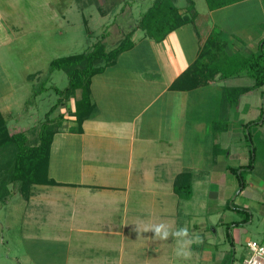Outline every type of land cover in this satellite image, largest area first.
Segmentation results:
<instances>
[{
  "label": "rangeland",
  "instance_id": "rangeland-1",
  "mask_svg": "<svg viewBox=\"0 0 264 264\" xmlns=\"http://www.w3.org/2000/svg\"><path fill=\"white\" fill-rule=\"evenodd\" d=\"M152 1L21 0L18 8L25 7L26 10L29 7L24 15L29 16L27 18L31 21L29 26L32 31L28 34L15 35L14 43L11 45L12 51L7 55L6 80L9 85L5 89L8 93H12L9 90L10 84L13 88V98L9 100L11 116L7 111L4 112L5 116L0 113L6 124L7 122L9 124L8 131L11 133L24 131L30 136L31 134L28 133L30 130L40 128L47 112L58 98L55 89L62 90L68 85L69 79L66 73L62 70H52L50 66L51 62L58 58L86 53L99 41L104 44L106 51H110L127 36H130L139 48L138 55L152 49L156 53L163 52L164 56L166 53L164 44L173 40L175 33L170 38L160 41V44H154L149 43L147 38L143 40L142 37L146 34L137 28L141 15ZM259 1L251 0L232 7L227 11L224 21L227 28L239 29L245 37L256 39L253 46L249 43L248 49L251 52L257 51L259 41L264 38V11L263 15L260 12V9L264 10V0H262L263 7L259 5ZM194 2H196L195 10L199 15L209 12L205 0H194ZM186 4L185 0L176 1V5L181 8ZM61 13L64 17L62 21L59 20ZM192 23L186 25L193 26ZM174 37L175 43L171 47L173 51L176 50L177 45L184 48L188 41L185 35L176 33ZM129 55L117 61L120 69L117 70L116 77L126 74L127 65L134 61L132 54ZM239 55L245 57L244 54ZM105 76L108 79L112 77L109 73ZM252 84L253 80L244 72L215 81L209 92L215 93L213 99L216 100L218 118L223 91L229 87H251ZM262 92L264 86L239 96L237 104L228 109L227 120L224 118V121L222 119L219 121L217 118L216 128L211 124V127H207L204 141L189 140L194 136L193 134L187 133L183 136L184 148H187L186 154L180 159L173 157L171 161L176 163V169L180 167L177 165H181L185 167V172H193L194 181L191 185L190 198H182L180 202L178 201L174 216L177 225L171 228L174 231L186 227L190 236L199 234L203 242L192 244L191 257L183 259L174 254L176 248L174 238L161 240L158 244V254H155L156 258L153 256L148 264L151 262L152 264H232L233 259L234 264H243V260L249 256L248 242L257 241L264 246V94ZM76 95L79 96L78 92ZM68 102V105L63 103L57 106L49 118L57 121L62 114L60 109L64 111L63 114L67 113L71 109L70 104L73 103L72 100ZM116 103L120 104L121 101L117 100ZM250 120L257 124L245 128L244 125ZM225 122L228 123L225 133L215 130L223 127ZM248 133L250 140L247 138ZM214 137L222 155L218 158L217 174L210 170L208 158ZM250 150L253 157L251 170L239 168L234 175L226 169L236 165L238 159L240 160L241 151ZM55 153L52 159H56L59 165L60 156ZM191 153L193 157L197 155L199 159L195 160ZM7 156H9L8 150L0 151V161H4ZM189 159L193 161L192 171ZM51 170L52 174L57 167L54 171L53 168ZM241 181L245 186L242 191ZM7 188L8 196L2 199L5 203L0 199V264H102V261L106 260V256H101V252L97 251L96 245L98 242L111 241V237L70 228L69 222L77 225V218L74 212L58 204L44 203L41 208H33L31 215L28 216L26 202L21 195L15 188L12 190L11 185ZM168 209H171L170 206ZM74 210L82 212L78 218L86 219L88 223H94L95 215L100 212L76 208ZM71 213L74 218H70ZM169 213L153 214L152 220L157 223L172 224ZM102 215H98V218ZM114 216L118 220V215L114 214ZM55 223H58L57 226ZM239 230L242 232H239L238 242L236 231ZM127 241L132 243L134 240L127 238ZM155 243L156 240L152 242ZM119 247L116 246L117 250L113 249L115 253L111 254V258L116 259L113 264L115 262L121 264L122 261L123 264H142L143 259L147 258V256H129L127 250L128 255L122 256L124 252L119 254ZM129 249L131 250V247ZM148 251L151 258L153 251L151 249ZM131 254L134 255V250ZM224 255L229 258L227 262L221 263L222 260H218V256H221V259ZM202 256L213 257L215 261L203 262L200 259ZM118 257L121 258V263Z\"/></svg>",
  "mask_w": 264,
  "mask_h": 264
},
{
  "label": "crops",
  "instance_id": "crops-1",
  "mask_svg": "<svg viewBox=\"0 0 264 264\" xmlns=\"http://www.w3.org/2000/svg\"><path fill=\"white\" fill-rule=\"evenodd\" d=\"M248 1L251 0H242L209 10L207 14L197 13L193 26L188 27L185 24L162 40L170 38L173 33L185 35L188 41L184 48L187 50L177 45L179 48L176 46V50L173 51L171 47L175 43V34L173 40L165 42L164 56L163 52L156 53L152 49L138 55L139 48L133 41L132 47L121 53L116 61L108 66L109 68L106 67L91 78L89 99L95 111L80 124L73 113L74 99L80 96V92L77 91L79 96L75 95V98L71 99L73 102L70 104L71 109L65 114L60 109L61 125L53 137L50 148L48 176L55 184L33 186L30 198L23 199L26 202L27 215L30 216L33 208H41L44 203L58 204L74 212L77 225L69 222L70 228L111 237V241L98 242L96 245L101 256H106L102 264H113L116 259L111 258V254L115 253L113 249L117 250L116 246H120L119 254L124 252L122 256H127V251L129 256H147L142 264H148L150 260L156 258L155 254H158V244L161 240L154 238L152 231L142 230L145 225L157 223L152 220L153 214L165 212H171L169 215L172 224L169 225L173 228L177 225V221L174 220L175 208L182 199L175 193L174 185L176 180L187 172L181 165H177L180 167L176 169V163L171 159L173 157L180 159L186 154L187 148H184L183 140L185 134L194 135L189 140L204 141L207 127L213 126L218 118L216 100L213 99L215 93L209 92L214 82L218 81V76L192 89L175 90L170 87L196 59L200 47L214 27L221 30L228 55L240 53L247 56L252 53L248 49L249 43L253 46L256 39L245 37L239 29L227 28V25H224L227 11ZM20 2L21 0H0V112L3 116L6 111L11 116L9 100L13 98L11 84L9 90L12 93L5 89L9 85L6 80L7 55L12 51L11 45L14 43L15 35L28 34L32 31L29 26L31 21L27 18L29 16L24 15L29 7L26 10L25 7L19 9ZM194 4L196 8V2ZM259 5L263 7L262 0L259 1ZM263 11L260 9L261 15ZM63 19L62 13L59 14V20ZM142 38L149 39V43L160 44L146 35ZM129 54H132L134 61L127 65L126 74L116 77L117 70L120 69L117 61L124 56L129 57ZM108 73L112 75L110 79L105 76ZM115 100L121 103L117 104ZM65 103L68 105L69 102ZM251 121L253 120L248 122ZM9 133L14 134L10 131ZM217 146L218 142L214 137L208 158L210 170L216 174L218 158L222 156L218 153ZM241 152L240 160L238 159L233 168H243L248 164L249 152ZM54 153L60 156L59 165L56 159H52ZM191 156L193 157V153ZM193 158L199 159L197 155ZM192 160L189 159L191 171L194 166ZM51 167L53 171L57 167L52 174ZM192 173L189 178L191 185L194 181ZM3 195L4 193L1 194ZM168 206L171 209H168ZM74 208L100 211L98 215H103L99 218L95 215L94 223H88L86 219L78 218L82 212H76ZM114 214L118 215V220L114 218ZM75 216L71 213L70 218ZM57 224L55 223V226ZM241 230L236 231L238 242ZM127 238L134 241L128 242ZM154 240L156 243L152 244ZM130 247L131 250H128ZM149 249L153 251L151 258ZM132 250L134 255L131 254ZM220 257L218 256V260H222L221 263L227 262L229 258L225 255L221 259ZM200 259L203 262L215 261L213 257L207 256ZM118 260L121 263L120 257Z\"/></svg>",
  "mask_w": 264,
  "mask_h": 264
},
{
  "label": "trees",
  "instance_id": "trees-1",
  "mask_svg": "<svg viewBox=\"0 0 264 264\" xmlns=\"http://www.w3.org/2000/svg\"><path fill=\"white\" fill-rule=\"evenodd\" d=\"M176 1L153 0L141 15L137 28L143 31L148 38L160 42L172 31L192 23L197 15L194 1L185 0L187 4L183 8L178 7ZM239 1L242 0H205V3L208 10L212 11ZM221 35L222 32L219 28L212 29L200 47L196 59L172 83L170 88L175 90L192 89L206 84L216 76L219 79H227L241 72L246 73L253 80L251 87H229L223 91L218 120L224 121L227 120L228 109L237 104L239 96L264 86V38L259 41L257 51L241 57L240 53L232 55L226 53V44ZM132 45L131 37L127 36L114 49L106 51L104 44L99 41L86 53L52 61L50 64L52 70L64 71L69 79L68 85L62 90L55 89L58 96L56 103L47 112L40 128L28 132L31 134L30 136L23 131L10 134L6 121L0 113V151L8 150L9 152V156L4 161H0V195L4 193L0 198L1 201L8 196L7 187L9 185L12 190L15 188L24 200H28L32 195L33 186L55 184L48 176V167L52 140L61 125L62 115L55 121L49 118L50 114L60 104L75 98L76 92L79 91L80 96L74 99L73 105L76 121L80 124L91 116L95 111L94 105L89 99L91 78L113 64L119 55L130 49ZM253 124H257V122H248L244 127L250 128ZM213 127L216 128V125L213 124ZM227 127L228 123L225 122L223 127H218V132L227 131ZM247 138L250 140V133ZM251 153L250 150L248 164L243 167L244 169L251 170L253 168ZM239 168L227 167L226 169L236 175ZM190 176V173L182 174L174 185V191L181 199H188L191 196ZM240 188L241 191L245 188L242 181Z\"/></svg>",
  "mask_w": 264,
  "mask_h": 264
},
{
  "label": "clouds",
  "instance_id": "clouds-1",
  "mask_svg": "<svg viewBox=\"0 0 264 264\" xmlns=\"http://www.w3.org/2000/svg\"><path fill=\"white\" fill-rule=\"evenodd\" d=\"M142 231H152L154 233V238L159 240H168L169 237L174 238L176 240V248L174 249V254L176 257L183 259H189L191 257L192 244H199L203 242L199 234H192L190 236L189 231L186 227H180L173 231L169 224L163 222L145 225ZM250 246L253 249L256 248L255 243L251 244ZM256 255H264V248L259 249L256 252ZM249 264H251V262H249Z\"/></svg>",
  "mask_w": 264,
  "mask_h": 264
},
{
  "label": "built area",
  "instance_id": "built-area-1",
  "mask_svg": "<svg viewBox=\"0 0 264 264\" xmlns=\"http://www.w3.org/2000/svg\"><path fill=\"white\" fill-rule=\"evenodd\" d=\"M253 243H255V245H256L255 249H253L250 246ZM262 248H264V246L257 241L248 242L247 243V249L249 251V256H248V258H245L243 260V264H249V262H251V264H264V255H260V256L256 255V252Z\"/></svg>",
  "mask_w": 264,
  "mask_h": 264
},
{
  "label": "water",
  "instance_id": "water-1",
  "mask_svg": "<svg viewBox=\"0 0 264 264\" xmlns=\"http://www.w3.org/2000/svg\"><path fill=\"white\" fill-rule=\"evenodd\" d=\"M264 102V101H263Z\"/></svg>",
  "mask_w": 264,
  "mask_h": 264
}]
</instances>
